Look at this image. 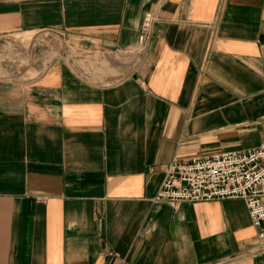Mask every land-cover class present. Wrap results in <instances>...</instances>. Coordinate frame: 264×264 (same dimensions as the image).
I'll return each instance as SVG.
<instances>
[{
  "label": "crops",
  "instance_id": "obj_1",
  "mask_svg": "<svg viewBox=\"0 0 264 264\" xmlns=\"http://www.w3.org/2000/svg\"><path fill=\"white\" fill-rule=\"evenodd\" d=\"M30 34L0 63V264H264L243 199H153L173 157L264 143V0H0V48Z\"/></svg>",
  "mask_w": 264,
  "mask_h": 264
},
{
  "label": "built area",
  "instance_id": "obj_2",
  "mask_svg": "<svg viewBox=\"0 0 264 264\" xmlns=\"http://www.w3.org/2000/svg\"><path fill=\"white\" fill-rule=\"evenodd\" d=\"M154 17L148 13L141 23L137 43L123 49L124 64L134 65L147 47ZM1 43V42H0ZM0 50H7L1 49ZM95 52L89 51L90 60ZM97 56V55H96ZM103 54L99 56L102 59ZM10 57L0 53V63ZM98 58V57H97ZM241 198L245 201L251 224L256 228V251L264 250V143L246 149H230L188 159L173 157L165 170L154 200L176 208L183 201H208Z\"/></svg>",
  "mask_w": 264,
  "mask_h": 264
},
{
  "label": "rangeland",
  "instance_id": "obj_3",
  "mask_svg": "<svg viewBox=\"0 0 264 264\" xmlns=\"http://www.w3.org/2000/svg\"><path fill=\"white\" fill-rule=\"evenodd\" d=\"M31 34L26 35L22 39L15 38L11 40L15 43L17 48L9 50H0V53L4 57L14 58L16 64L20 65L22 72L26 70V65L28 62L27 50L24 49L28 41H31ZM33 38V37H32ZM38 38L37 46L40 49L48 50L51 56L59 55L60 52H65V54H70L75 56L78 52L77 41L70 35L62 32L61 30H45L34 36V39ZM23 64V65H22Z\"/></svg>",
  "mask_w": 264,
  "mask_h": 264
}]
</instances>
